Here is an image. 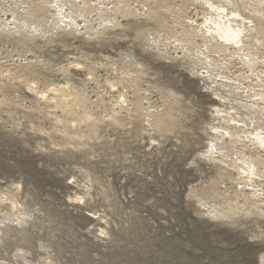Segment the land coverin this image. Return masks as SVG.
<instances>
[{
  "label": "rangeland",
  "instance_id": "1",
  "mask_svg": "<svg viewBox=\"0 0 264 264\" xmlns=\"http://www.w3.org/2000/svg\"><path fill=\"white\" fill-rule=\"evenodd\" d=\"M259 136L264 0H0V264H264Z\"/></svg>",
  "mask_w": 264,
  "mask_h": 264
},
{
  "label": "bare ground",
  "instance_id": "2",
  "mask_svg": "<svg viewBox=\"0 0 264 264\" xmlns=\"http://www.w3.org/2000/svg\"><path fill=\"white\" fill-rule=\"evenodd\" d=\"M209 7H210L211 12L214 11L215 13H218L219 15H222L224 13V10H225V9H223L219 6L213 5V4H209ZM229 20H230V17H229V19L228 18L226 19L227 23L226 22L224 23V22H219L220 20L216 21V20H206L205 19V23H204L205 26H209V27L212 26L213 27L214 32L212 33V31H210V30L208 32L210 34H214L217 37V39L219 41L218 47H219V49H222V50L228 48V45H230L232 43L234 44V42H236L237 44L242 42V39L240 38L241 37L240 36L241 31L237 30V28L235 29L232 26V24L229 22ZM236 46H238V45H236ZM216 109H218V108H216ZM216 111H218V110H216ZM218 132H216V133H218ZM259 138H262V137L259 136ZM262 139H258L259 140L258 143L260 142V145L263 144V142H264V139L263 140Z\"/></svg>",
  "mask_w": 264,
  "mask_h": 264
}]
</instances>
